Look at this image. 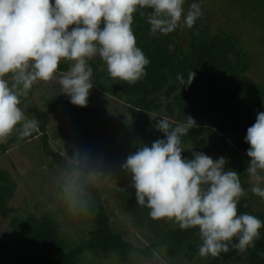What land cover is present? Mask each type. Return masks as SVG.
Returning a JSON list of instances; mask_svg holds the SVG:
<instances>
[{"label":"trees","instance_id":"trees-1","mask_svg":"<svg viewBox=\"0 0 264 264\" xmlns=\"http://www.w3.org/2000/svg\"><path fill=\"white\" fill-rule=\"evenodd\" d=\"M252 1L248 4L246 0L235 1L246 5L240 10L242 17L237 18L242 21L248 13L252 22L250 28L253 32L258 28L260 34L256 38L264 47V13L259 16L254 12ZM189 5H184L186 10ZM201 8L203 12V6ZM150 11L138 9L132 23L136 44L150 60L145 77L129 84L111 78L99 54L88 60L93 68L92 91L98 92L99 96L101 93L112 95L126 106V114L116 121L113 129L98 107L77 106L69 99L67 106L57 114L52 112L58 111L59 98L47 101L51 113L37 104L27 106V117L38 121L45 153L59 161L65 170L75 169V177L80 178L87 194L94 200L95 204L90 202L88 208L90 227L85 238L78 242L71 239L57 217L48 210L36 215L28 207L11 205L17 181L9 171L0 168V216L7 219L6 233L0 236V264H85L88 253L111 260L113 264H139L135 262L136 257L150 259L155 253L163 255L171 264H264V227L259 230L260 238L255 241V246L244 252L229 244L227 252L215 257H201L198 255L202 243L198 228L182 230L174 220L152 219L148 208L136 204L131 177L121 165L138 148L151 146L153 141L163 138L164 134L155 127L158 119L166 118L175 127L191 116L196 123L182 137V156L191 159L193 152H204L213 159L225 157V170L238 172L246 192L238 202V215L248 213L264 221V199L251 191L255 185L264 187V170H258L255 176L249 175L247 150L250 145L245 142L247 128L255 123L258 112H264V82L250 83L244 76L250 66L247 52L232 33L208 28L204 12L200 18L202 26L189 29L185 43L179 36L180 27L168 35H153L147 23ZM257 53L254 56L263 54ZM70 65V61L62 60L57 73H67ZM191 70L196 73L193 82L190 86H182L176 80L177 74L187 79ZM6 78L10 79V76ZM22 100L26 101L25 98ZM68 112L78 115L82 112L81 121L96 123L97 130L83 132L79 144L69 145L70 152L73 156L100 160L98 168L111 164L117 169L113 172L116 178L114 197L134 227L144 232L148 241L145 246L135 245L112 227L110 216L101 203V190L88 169L69 162L62 154L50 149L47 126ZM17 138H12L11 142ZM3 147L0 143L2 150ZM111 174L97 176L104 180ZM237 242L234 237L232 243Z\"/></svg>","mask_w":264,"mask_h":264},{"label":"clouds","instance_id":"clouds-1","mask_svg":"<svg viewBox=\"0 0 264 264\" xmlns=\"http://www.w3.org/2000/svg\"><path fill=\"white\" fill-rule=\"evenodd\" d=\"M186 0H0V143L20 128V138L38 127L20 107L37 81L54 79L62 60L72 61L59 84L70 102L87 106L93 88V68L88 60L99 54L113 79L135 84L147 75L149 58L136 44L132 29L134 13L151 9L147 23L153 35L169 33L181 25L191 29L203 12L193 2L185 13ZM141 15H145L141 12ZM196 73L187 79L177 74L182 86H190ZM6 78V77H9ZM171 80V77L169 78ZM186 122L173 127L160 118L155 127L163 138L144 145L127 156L121 168L130 175L136 204L146 207L152 219L174 220L182 230L198 228L202 243L198 255L218 256L232 247L244 252L255 246L264 227L254 215L237 212L246 195L235 170H225L227 160L213 159L204 152L182 156V137L195 126ZM250 145L247 172L255 176L264 170V112L247 128ZM65 204L73 213L86 212L90 197L79 177L62 186ZM253 194L264 199V187L255 185ZM237 243H232L233 238Z\"/></svg>","mask_w":264,"mask_h":264},{"label":"rangeland","instance_id":"rangeland-1","mask_svg":"<svg viewBox=\"0 0 264 264\" xmlns=\"http://www.w3.org/2000/svg\"><path fill=\"white\" fill-rule=\"evenodd\" d=\"M235 1L237 0H186L184 5H191L193 2L200 3L201 7L203 6V12L209 24L208 28H211L213 31L222 30L232 33L235 39L239 41V45L247 52L250 59V66L245 71L244 76L247 77L251 84L257 83V81L264 82V47L260 44L258 38H256L260 34H258L259 30L256 28L257 34H255V31L253 32L252 30L253 28H250L252 27V22L248 13H246L242 21H239L237 17H242L239 14L240 10L246 5L239 2L235 3ZM246 1L248 4L252 0ZM252 3L255 6L253 11L257 12L259 16L262 15L264 13V0H255ZM187 11L185 9V13ZM200 18L195 25L198 28L202 26ZM234 19L235 21L238 20V22H235ZM255 19L256 21L259 20L257 17ZM178 31L181 40L187 43L186 38L188 37L189 28L181 25ZM250 46H254V48ZM257 52L263 54L254 56V53ZM70 63L74 62L70 61ZM65 74L56 72L54 79L50 81H37L33 85L31 92L27 96H22L26 101L20 98V107L24 111L26 118L29 119L26 115L29 103L32 105L37 104L40 108L49 112L47 101L53 97L59 98L58 111L52 112V114H57L63 107L67 106L66 103L70 98L63 93L62 86L59 84L60 77ZM96 93L98 94V92L95 91L94 93L92 89L90 90L87 105L98 107L102 114L106 116L107 123L113 129L116 121L123 118L126 114V106L111 97L112 95L108 96L101 93L102 95L99 96ZM81 116L82 112L79 115L77 112H68L64 116L50 121L46 131L50 149L62 154L69 162L81 164L88 169L90 176L101 190V203L110 216L112 227L120 231L124 235V238L135 245L145 246L148 241L144 232L134 227L128 216L120 209L114 197L116 178L113 172L117 169L111 164H108L105 168H98L100 160L86 158V156H73L70 152L69 145L79 144L80 138L84 134L83 132L87 133L90 129L97 130L96 123L94 124L91 120L83 122L81 121ZM19 132L20 128L18 125L17 129L3 143L4 149L0 148V168L9 171L17 181V189L14 197L10 200V204L15 207H28L36 215L40 214L43 210H48L57 217L62 229L71 239L75 240V242L80 241L85 238L86 231L90 227V222H88L91 215L90 211L77 213L69 211L66 207L61 187L69 178L77 175L76 170H65L61 167L59 161L45 153L42 134L38 131V127L32 132L33 135L31 134L20 140L17 138L20 137ZM12 138L17 139L11 142ZM111 172L112 174L108 175L104 180L97 176L102 174L103 177L105 174ZM90 202L94 203V200L90 198ZM6 226L7 219L0 216V236L6 233ZM86 258L89 260L87 259L85 264H113L111 260L99 259L98 256L91 253H88ZM135 259L136 261H134H138L139 264H171L160 253H155L150 259L144 256H138Z\"/></svg>","mask_w":264,"mask_h":264}]
</instances>
